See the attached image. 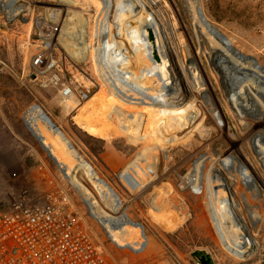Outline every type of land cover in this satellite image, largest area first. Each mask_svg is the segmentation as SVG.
<instances>
[{
    "label": "rangeland",
    "instance_id": "rangeland-1",
    "mask_svg": "<svg viewBox=\"0 0 264 264\" xmlns=\"http://www.w3.org/2000/svg\"><path fill=\"white\" fill-rule=\"evenodd\" d=\"M200 4L207 19L264 68V0H200ZM15 5L20 8L11 16L0 7V204L21 194L39 196L59 183L70 193L96 239L123 263L203 264L193 251L204 250L213 264H264V216L254 223L245 206L238 210L254 241L246 259L223 250L209 218L204 177L213 157L231 148L230 138L238 140L243 157L259 169L261 180L253 174L261 186L262 207L264 167L244 130L254 115L241 120L231 105L221 72L209 61L210 45L196 32L186 0H157L156 9L171 20L180 43L178 49L170 48L183 79L177 78V89L169 90L166 101L187 110L158 116L135 107L129 114L105 100L95 117L104 123H121L120 131L110 138L90 133L77 119L103 88L91 56L73 58L58 39L61 32L71 34V26L66 25L74 12L81 11L87 17L86 40L91 42L98 7L90 0H17ZM51 10H58L59 15L53 16ZM50 24L58 29L43 43ZM40 44L52 49L58 65L36 77L32 56ZM182 60L202 67L205 87L201 96L184 75ZM68 83L90 87V99L66 100L61 90ZM211 102L228 118L225 131L218 128L222 118L207 109ZM193 115L203 122L204 132L194 126ZM51 122L60 127L71 149ZM159 145L155 173L149 172V181L135 191L130 168ZM198 169L201 179L186 182L184 177ZM121 204L126 206L123 213L128 219L144 225L149 241L138 251L124 247L125 238L106 221L108 213Z\"/></svg>",
    "mask_w": 264,
    "mask_h": 264
},
{
    "label": "bare ground",
    "instance_id": "bare-ground-1",
    "mask_svg": "<svg viewBox=\"0 0 264 264\" xmlns=\"http://www.w3.org/2000/svg\"><path fill=\"white\" fill-rule=\"evenodd\" d=\"M16 1L0 0V7L9 16L14 15L20 8L15 5ZM90 2L96 5L99 11L95 19L92 41L86 40L87 17L81 11L74 12L66 25L71 26L69 30L71 34L61 32L58 35V39L73 58L83 60L91 56L96 74L103 84L101 91L94 99L89 98L83 111L78 114L77 119L81 126L90 133L105 138H110L120 131V122L104 123L95 117L105 100L113 101L110 104H117L129 114L135 107L146 114L158 116L164 112L176 115L186 111L187 109H178L176 103L166 101L169 90L177 89V80L170 85L162 82L140 33L144 24L153 22L163 54H167L166 51L169 49L171 51L170 46L178 49L180 43L176 39L175 26L156 9L157 0H90ZM186 4L191 11L196 32L210 45L212 54L209 61L221 72L231 105L236 108L241 120H248L245 119L247 114L254 115L252 121L244 125V130L261 161V166L264 167V68L258 65L255 59L253 61L250 55L236 48L230 39L231 44L219 39L217 34L202 22L195 0H186ZM51 11L53 16L59 15L58 10ZM100 32L104 33V37L99 36ZM181 67L184 75L189 77L191 84L196 88L197 96H201L205 87V80L200 73L202 67L194 61L186 65L184 60ZM205 94L204 97L207 95ZM211 103L207 105V109L222 118L223 122L218 128L225 131L228 118ZM192 121L199 131H205L203 122L198 117L193 115ZM230 141L231 148L211 160V166L204 177L206 183L204 197L209 218L223 250L235 258L246 259L253 252L254 241L247 221L242 219L238 210L245 206L252 222L262 220L264 216V207L260 203L263 202L262 190L253 172L260 180L262 177L259 169L255 168L247 157H243L244 151L238 147V140L230 138ZM160 148L161 145L153 147L143 161L130 168L131 184L135 191L149 181L150 173H155ZM232 149L236 151L233 153ZM126 175L129 177V169ZM184 179L192 183L199 181L200 169L188 173ZM125 208L126 206L121 204L114 211H110L106 221L125 238L122 239V243L142 249L149 239L146 234L145 238L142 228L135 225L129 215V219L125 216L123 213Z\"/></svg>",
    "mask_w": 264,
    "mask_h": 264
},
{
    "label": "built area",
    "instance_id": "built-area-1",
    "mask_svg": "<svg viewBox=\"0 0 264 264\" xmlns=\"http://www.w3.org/2000/svg\"><path fill=\"white\" fill-rule=\"evenodd\" d=\"M49 26L43 43L49 42L58 29L57 25ZM99 36L104 37V33ZM57 65L52 49L40 44L32 56L33 74L39 77ZM61 94L81 101L92 95L90 87L78 83L66 84ZM0 264L126 263L109 254L68 190L54 183L39 196L21 194L0 204Z\"/></svg>",
    "mask_w": 264,
    "mask_h": 264
},
{
    "label": "water",
    "instance_id": "water-1",
    "mask_svg": "<svg viewBox=\"0 0 264 264\" xmlns=\"http://www.w3.org/2000/svg\"><path fill=\"white\" fill-rule=\"evenodd\" d=\"M197 4L198 14L202 20V22L213 32L217 34L219 39L223 40L227 44H231L229 38L221 32L219 28L214 26L205 16L203 12V8L200 4V0H195ZM141 36L143 41L145 42V45L147 47L148 53L151 57V60L153 61L155 65V69L157 71V74L159 78L162 80V82L166 85H170L175 82V79L179 78L182 80L181 71L179 67L177 66V62L174 58V54L172 51H166L167 54H163L161 50V45L158 37V32L155 27V24L153 22H148L144 24L141 28ZM51 126L54 128V130L60 134V137L64 140L66 146L71 149L72 146L69 142V140L65 137L64 133L61 132L60 127L55 124L54 122H51ZM54 158V157H53ZM81 166V165H80ZM135 225H138L142 228L143 235L146 238L145 232H144V225L139 221H132ZM129 247L135 251H138L141 248H133L130 245L124 246ZM193 255L196 256L201 260L203 264H213L212 258L209 253L205 252L204 250H194Z\"/></svg>",
    "mask_w": 264,
    "mask_h": 264
}]
</instances>
